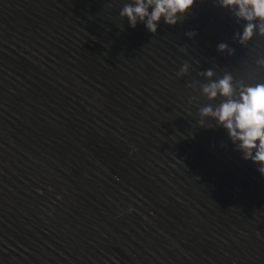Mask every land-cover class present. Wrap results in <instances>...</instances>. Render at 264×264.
I'll use <instances>...</instances> for the list:
<instances>
[{"label": "water", "instance_id": "water-1", "mask_svg": "<svg viewBox=\"0 0 264 264\" xmlns=\"http://www.w3.org/2000/svg\"><path fill=\"white\" fill-rule=\"evenodd\" d=\"M125 2L0 0V264H264V177L198 126L199 73L264 80V36L213 0L153 35Z\"/></svg>", "mask_w": 264, "mask_h": 264}, {"label": "clouds", "instance_id": "clouds-1", "mask_svg": "<svg viewBox=\"0 0 264 264\" xmlns=\"http://www.w3.org/2000/svg\"><path fill=\"white\" fill-rule=\"evenodd\" d=\"M196 0H127L119 10L121 20H126L129 28L138 24L153 35L157 33L160 22L175 26L185 17ZM216 7L227 11L231 18L242 25L235 32L233 39L245 45L255 35L264 36V0H213ZM191 39L196 33L187 32ZM218 52L234 55L235 49L221 42L216 46ZM182 52L186 49L181 48ZM264 63V62H261ZM190 65L184 62L177 76L186 74ZM206 81L200 86V94L209 101L218 97L215 106L206 104L199 107V127H211L205 121L210 119L216 127L222 128L233 145L234 151L240 153L241 159L256 166V171L264 177V80L246 83L237 80L230 71L217 77L213 69L208 68L199 73ZM194 98H189L191 104ZM132 211V209H129Z\"/></svg>", "mask_w": 264, "mask_h": 264}]
</instances>
